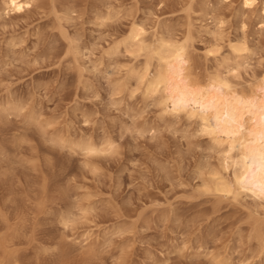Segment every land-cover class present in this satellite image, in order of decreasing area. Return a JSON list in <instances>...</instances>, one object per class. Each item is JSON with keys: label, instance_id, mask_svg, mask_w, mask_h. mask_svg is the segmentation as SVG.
Returning a JSON list of instances; mask_svg holds the SVG:
<instances>
[{"label": "rangeland", "instance_id": "374dc122", "mask_svg": "<svg viewBox=\"0 0 264 264\" xmlns=\"http://www.w3.org/2000/svg\"><path fill=\"white\" fill-rule=\"evenodd\" d=\"M30 1L0 0V264H264V200L208 190L210 138L130 79L143 57L109 54L139 20L187 41L205 82L245 40L234 80L260 87L262 0Z\"/></svg>", "mask_w": 264, "mask_h": 264}, {"label": "bare ground", "instance_id": "6f19581e", "mask_svg": "<svg viewBox=\"0 0 264 264\" xmlns=\"http://www.w3.org/2000/svg\"><path fill=\"white\" fill-rule=\"evenodd\" d=\"M254 2L245 0V5L251 6ZM31 4L30 0H4L3 7L6 14H10L25 11ZM262 7L264 9V0ZM101 18V21L109 22L111 17ZM138 23L132 22L128 35L120 42L116 40V46L109 54L125 50L135 60L143 57L142 67L134 66L129 70L130 79L142 86L144 94L165 111L175 115L186 113L189 118L196 120L200 132L210 138L214 149L221 154L223 169L209 172L206 181L208 190L236 197L253 188V194L264 200V171H261L259 162L264 153V82L260 87H254L255 83H252L244 91L238 87L240 82L234 80L241 76L242 60L250 49L248 42L244 40L239 43L228 39L227 46L233 58L223 57L219 46L214 49L216 61L220 56L222 64L213 76L201 82L192 70L193 51L187 41H182L177 35L175 38L174 35L161 34L162 29L148 33L147 28ZM74 147L92 155L99 150L112 148V144L108 142L103 148L88 142L76 143ZM229 168H232L233 178L230 179L233 181L228 178ZM223 170L228 172L227 175ZM8 262L22 264L15 256Z\"/></svg>", "mask_w": 264, "mask_h": 264}, {"label": "snow or ice", "instance_id": "6c2138e0", "mask_svg": "<svg viewBox=\"0 0 264 264\" xmlns=\"http://www.w3.org/2000/svg\"><path fill=\"white\" fill-rule=\"evenodd\" d=\"M247 159V158H245ZM260 169L261 171H264V153L261 154L260 156ZM255 165V160H253V166ZM262 195H264V193H262Z\"/></svg>", "mask_w": 264, "mask_h": 264}]
</instances>
